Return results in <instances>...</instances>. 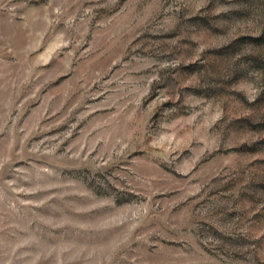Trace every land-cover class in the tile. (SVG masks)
Listing matches in <instances>:
<instances>
[{
	"label": "rangeland",
	"instance_id": "1",
	"mask_svg": "<svg viewBox=\"0 0 264 264\" xmlns=\"http://www.w3.org/2000/svg\"><path fill=\"white\" fill-rule=\"evenodd\" d=\"M0 264H264V0H0Z\"/></svg>",
	"mask_w": 264,
	"mask_h": 264
}]
</instances>
